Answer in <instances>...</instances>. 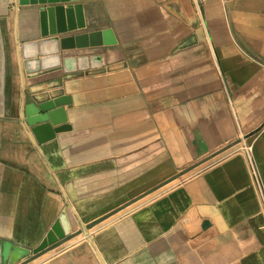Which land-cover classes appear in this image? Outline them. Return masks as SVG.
I'll list each match as a JSON object with an SVG mask.
<instances>
[{"label":"crops","instance_id":"0c3cea01","mask_svg":"<svg viewBox=\"0 0 264 264\" xmlns=\"http://www.w3.org/2000/svg\"><path fill=\"white\" fill-rule=\"evenodd\" d=\"M73 4L83 28L41 35ZM61 96L38 143L22 108ZM0 239L14 264H264V0H0Z\"/></svg>","mask_w":264,"mask_h":264},{"label":"water","instance_id":"95a60500","mask_svg":"<svg viewBox=\"0 0 264 264\" xmlns=\"http://www.w3.org/2000/svg\"><path fill=\"white\" fill-rule=\"evenodd\" d=\"M46 1L54 3L59 0H19V3L25 4L28 2L36 3ZM39 21L41 35L43 36L74 31L85 26L82 6L80 4L41 7L39 9ZM69 102V98L61 96L43 102H28L23 106L22 113L24 121L38 143L53 138L54 133L58 131L68 129V126L62 123L66 121L64 105ZM60 124L62 126H57ZM202 225L204 227L206 223ZM69 230L67 217L62 213L51 227L46 239L38 247L34 248L32 252L36 253L46 245L63 238L69 234ZM29 253L30 250L28 248L14 245L8 240L0 239V264H14L23 257L28 256Z\"/></svg>","mask_w":264,"mask_h":264},{"label":"bare ground","instance_id":"6f19581e","mask_svg":"<svg viewBox=\"0 0 264 264\" xmlns=\"http://www.w3.org/2000/svg\"><path fill=\"white\" fill-rule=\"evenodd\" d=\"M55 47V45L52 43V42H46L43 44V50H53ZM23 50H24V54L25 55H28V54H31L33 53L34 51V46L33 45H25L23 47ZM9 175V174H8ZM14 176V175H13ZM15 177V176H14ZM10 178V177H9ZM12 179V178H11ZM15 179V178H14ZM10 186V185H9ZM15 186V185H14ZM15 188V187H14ZM10 198V197H9ZM12 199V198H11ZM6 201V200H5ZM12 201V200H11ZM13 202V201H12ZM9 214V213H8ZM10 217V216H9Z\"/></svg>","mask_w":264,"mask_h":264},{"label":"built area","instance_id":"2783aa9c","mask_svg":"<svg viewBox=\"0 0 264 264\" xmlns=\"http://www.w3.org/2000/svg\"><path fill=\"white\" fill-rule=\"evenodd\" d=\"M192 1H194V2L197 3V4H202V3H204L206 0H192Z\"/></svg>","mask_w":264,"mask_h":264}]
</instances>
